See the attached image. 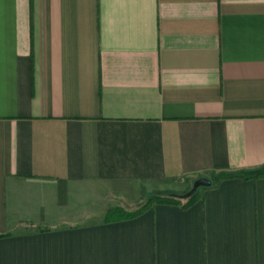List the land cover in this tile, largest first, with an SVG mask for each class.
I'll return each instance as SVG.
<instances>
[{
  "label": "crops",
  "instance_id": "obj_1",
  "mask_svg": "<svg viewBox=\"0 0 264 264\" xmlns=\"http://www.w3.org/2000/svg\"><path fill=\"white\" fill-rule=\"evenodd\" d=\"M263 171L264 0H0V264H264Z\"/></svg>",
  "mask_w": 264,
  "mask_h": 264
},
{
  "label": "trees",
  "instance_id": "obj_2",
  "mask_svg": "<svg viewBox=\"0 0 264 264\" xmlns=\"http://www.w3.org/2000/svg\"><path fill=\"white\" fill-rule=\"evenodd\" d=\"M260 175H264V171ZM235 174H230L229 177H233ZM192 193L188 197H184L183 194H175L168 192H158L151 195H147L144 200L134 208L128 207H116L107 210L105 220L123 219L134 217L148 209L154 203H171L179 204L183 207L190 205L195 200V195ZM46 229V227L40 228Z\"/></svg>",
  "mask_w": 264,
  "mask_h": 264
},
{
  "label": "water",
  "instance_id": "obj_3",
  "mask_svg": "<svg viewBox=\"0 0 264 264\" xmlns=\"http://www.w3.org/2000/svg\"><path fill=\"white\" fill-rule=\"evenodd\" d=\"M210 185V180L207 178H199L197 180H195L192 184V187L190 188V190L188 192H186L185 194H183L184 197H188L190 196L192 193L195 192V190L197 189V187L199 186H208Z\"/></svg>",
  "mask_w": 264,
  "mask_h": 264
},
{
  "label": "rangeland",
  "instance_id": "obj_4",
  "mask_svg": "<svg viewBox=\"0 0 264 264\" xmlns=\"http://www.w3.org/2000/svg\"><path fill=\"white\" fill-rule=\"evenodd\" d=\"M149 195H151V194H149Z\"/></svg>",
  "mask_w": 264,
  "mask_h": 264
}]
</instances>
